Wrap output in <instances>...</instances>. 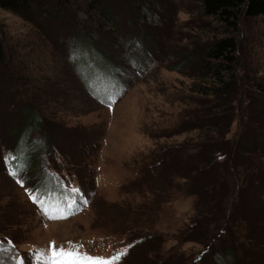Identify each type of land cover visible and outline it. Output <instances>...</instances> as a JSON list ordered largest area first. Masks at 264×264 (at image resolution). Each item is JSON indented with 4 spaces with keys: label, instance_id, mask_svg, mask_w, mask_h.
I'll list each match as a JSON object with an SVG mask.
<instances>
[{
    "label": "rangeland",
    "instance_id": "374dc122",
    "mask_svg": "<svg viewBox=\"0 0 264 264\" xmlns=\"http://www.w3.org/2000/svg\"><path fill=\"white\" fill-rule=\"evenodd\" d=\"M47 6L29 21L0 8V264H43L52 242L127 249L116 264H264V16L238 21L218 80L201 56L222 26L199 0ZM25 109L39 128H24ZM18 137L13 177L4 157ZM38 153L55 185L88 201L67 219L30 199L45 188ZM227 250L233 261L219 262Z\"/></svg>",
    "mask_w": 264,
    "mask_h": 264
},
{
    "label": "trees",
    "instance_id": "16d2710c",
    "mask_svg": "<svg viewBox=\"0 0 264 264\" xmlns=\"http://www.w3.org/2000/svg\"><path fill=\"white\" fill-rule=\"evenodd\" d=\"M199 3L202 14L204 16L211 17L215 22L222 26L220 36L213 39L211 43L207 44L203 48L201 56L204 62L203 65L207 63L208 67L212 70L213 76L219 80V72H229L234 67L236 43L231 34L236 29L238 21L264 16V0H199ZM50 4H52V0H0L1 9L16 14L28 21L33 17H40L41 19L48 17L49 8H47V5ZM99 11L103 16H109L108 8H99ZM79 38L82 39V35H79ZM81 39L79 45L81 50H83V43ZM95 47L96 46H93L94 49ZM95 53L97 56V64H100V67L104 66L108 68V66H115L104 56L98 55L96 51ZM3 56L2 46L0 43V64H3ZM97 70L98 72L102 71L101 69ZM21 117L24 119V128L26 124H32L37 128L40 127L42 119L36 111L25 109ZM20 136V138L25 139L24 132H22ZM17 140L18 141L14 143L13 153L17 156H21V152L25 150L23 144L21 143L22 140L19 139V137ZM255 142L252 145L253 147H256ZM39 160L40 156L38 153L36 154V160L34 163L36 169L38 168ZM14 162L15 161H13V163ZM21 162H23V160H20L17 164H22ZM38 170H40L38 172L43 176V180L46 181L44 184L45 188L54 189L56 191L60 190L57 185L51 181V177L49 175L44 174V171L41 168H38ZM39 184L41 183L39 182ZM231 253V251L227 250L219 262L228 263L229 261H233Z\"/></svg>",
    "mask_w": 264,
    "mask_h": 264
},
{
    "label": "snow or ice",
    "instance_id": "6c2138e0",
    "mask_svg": "<svg viewBox=\"0 0 264 264\" xmlns=\"http://www.w3.org/2000/svg\"><path fill=\"white\" fill-rule=\"evenodd\" d=\"M19 151V149H18ZM19 156L9 153L4 157L6 166L10 167L9 174L13 177H17L21 172L22 164H11V161L19 160ZM17 183L23 186V181L17 179ZM57 187L60 189L56 191L54 189H34L30 192V199L39 205L40 210L44 216L50 220H63L67 219L70 215L75 214V211L79 210L78 200H82L84 204L88 201L83 198L81 190L76 187H66L62 183H59ZM8 245L11 246L13 242L9 240ZM82 245H76L69 242L68 247L63 245L56 247L55 242H52L49 250H39L36 255V261L43 262V264H116L121 261L127 253V249H124L120 253L110 258L103 256H94L86 251H82ZM0 251L7 252L8 248L0 245ZM17 258L13 256V260ZM18 264H25L23 259L18 261Z\"/></svg>",
    "mask_w": 264,
    "mask_h": 264
}]
</instances>
